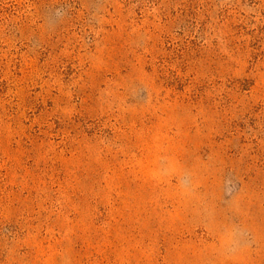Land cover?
<instances>
[{
  "label": "rangeland",
  "instance_id": "obj_1",
  "mask_svg": "<svg viewBox=\"0 0 264 264\" xmlns=\"http://www.w3.org/2000/svg\"><path fill=\"white\" fill-rule=\"evenodd\" d=\"M0 264H264V0H0Z\"/></svg>",
  "mask_w": 264,
  "mask_h": 264
}]
</instances>
